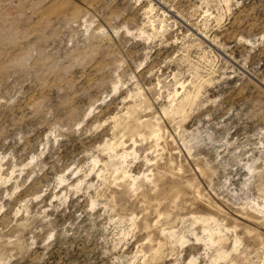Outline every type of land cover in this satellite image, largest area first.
I'll list each match as a JSON object with an SVG mask.
<instances>
[{
	"label": "rangeland",
	"instance_id": "1",
	"mask_svg": "<svg viewBox=\"0 0 264 264\" xmlns=\"http://www.w3.org/2000/svg\"><path fill=\"white\" fill-rule=\"evenodd\" d=\"M0 264H264V0H0Z\"/></svg>",
	"mask_w": 264,
	"mask_h": 264
},
{
	"label": "bare ground",
	"instance_id": "2",
	"mask_svg": "<svg viewBox=\"0 0 264 264\" xmlns=\"http://www.w3.org/2000/svg\"><path fill=\"white\" fill-rule=\"evenodd\" d=\"M135 128H136V127H135ZM135 128L131 129L130 131H131V132L136 131ZM158 174H159V172H158ZM164 175H165V174H164ZM146 177H147V176H146ZM146 177H145V178H146ZM164 177H165V176H164ZM154 178H155V177H154ZM150 180H151V179H150ZM174 180H175V179H174ZM156 181H158V182H160V183H161V181L164 182L163 177L161 176V173H160V175L156 178ZM175 181H176V180H175ZM177 182H178V181H177ZM169 184H170V183H169ZM178 184H179V183H178ZM137 185H138V184H137ZM143 185H144V184H143ZM159 185H160V184H159ZM167 185H168V184H166V183H162V184H161V186H160L161 188H159V190H160V194L165 193V189H166V186H167ZM173 185H174V184H173ZM188 185H189V184H188ZM188 185H187V186H188ZM180 186H181V184H180ZM137 187H138V186H137ZM169 187H170V186H169ZM175 187H176V186H175ZM139 188H140V187H139ZM143 188H144V187H143ZM153 188H154V187H153ZM171 188H172V187H171ZM176 188H177V187H176ZM150 190H151V189H150ZM156 190H158V189H156ZM166 190H167V189H166ZM169 190H170V189H169ZM155 193H156V192H155ZM155 193H154V194H155ZM167 193H168V192H167ZM171 193H172V191H171ZM175 193H176V192H175ZM156 194H158V193H156ZM156 194H155V195H156ZM146 195H147V194H146ZM158 195H159V194H158ZM162 195H163V194H162ZM164 195H165V194H164ZM147 196H148V195H147ZM160 196H161V195H159V198H161ZM177 197H178V195H176L175 198L177 199ZM166 198H167V197H166ZM160 201H161V200H160ZM174 201H175V200H174ZM174 201H173V202H174ZM154 205H156V204H154Z\"/></svg>",
	"mask_w": 264,
	"mask_h": 264
}]
</instances>
